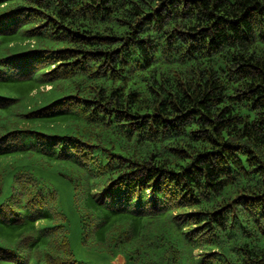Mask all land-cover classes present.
<instances>
[{"label":"trees","instance_id":"trees-1","mask_svg":"<svg viewBox=\"0 0 264 264\" xmlns=\"http://www.w3.org/2000/svg\"><path fill=\"white\" fill-rule=\"evenodd\" d=\"M264 264V0H0V264Z\"/></svg>","mask_w":264,"mask_h":264},{"label":"rangeland","instance_id":"rangeland-1","mask_svg":"<svg viewBox=\"0 0 264 264\" xmlns=\"http://www.w3.org/2000/svg\"><path fill=\"white\" fill-rule=\"evenodd\" d=\"M60 191V206L67 216V227H68V237L70 241V246L77 257V259L82 264H123L121 258H104L103 254H99L96 250L85 248L80 243L79 228L76 219V214L72 209L69 190L67 187ZM116 259V260H115Z\"/></svg>","mask_w":264,"mask_h":264},{"label":"water","instance_id":"water-1","mask_svg":"<svg viewBox=\"0 0 264 264\" xmlns=\"http://www.w3.org/2000/svg\"><path fill=\"white\" fill-rule=\"evenodd\" d=\"M118 258H121V257H118ZM122 259V258H121ZM116 260V259H115ZM123 262V261H122Z\"/></svg>","mask_w":264,"mask_h":264}]
</instances>
